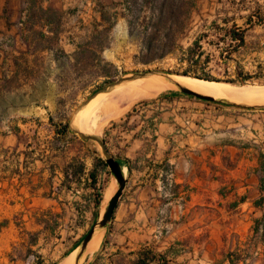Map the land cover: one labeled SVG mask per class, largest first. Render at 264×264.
Segmentation results:
<instances>
[{
	"label": "crops",
	"instance_id": "obj_1",
	"mask_svg": "<svg viewBox=\"0 0 264 264\" xmlns=\"http://www.w3.org/2000/svg\"><path fill=\"white\" fill-rule=\"evenodd\" d=\"M134 7L0 0V264H47L100 214L107 168L49 122L54 79L84 42H117ZM105 137L126 183L85 264H264V109L172 92L132 108Z\"/></svg>",
	"mask_w": 264,
	"mask_h": 264
},
{
	"label": "rangeland",
	"instance_id": "obj_2",
	"mask_svg": "<svg viewBox=\"0 0 264 264\" xmlns=\"http://www.w3.org/2000/svg\"><path fill=\"white\" fill-rule=\"evenodd\" d=\"M193 2L194 6L190 7L188 17L180 14L181 9H177V3L174 4L172 14L169 13L170 11L165 12L161 17L164 27L158 35H141V27L135 29L134 24L128 23L127 28L122 26L124 33L119 31L121 35H116L117 42H113V39L109 42V35H98L90 42H84L71 60L66 58L62 61L61 69L55 75L56 99L55 104L50 107L53 114L49 122L58 126V131L62 134L84 141L89 145V156L99 161L102 160L100 146L93 141H85L78 134L71 132L69 120L75 109L95 92L123 77H131L152 70L183 75L182 72L188 70L190 73L213 77L215 79L213 82L228 83L238 88L264 85V10H261L262 20L258 23L256 18L251 16L254 11L264 5V1L194 0ZM159 6V0L153 2L154 9H150L149 4L144 3L143 0H136V7L133 9V17L130 21L133 22L136 17L147 19L152 16L157 19ZM250 18L252 24L249 22ZM231 31L237 33L244 31L245 43L236 52H231V46L234 44L230 37ZM111 41L112 47H106ZM190 47L193 48V61L196 62H190L185 53ZM108 51L126 57L128 62L118 64L112 61L106 56ZM238 71H243L250 78L241 82L237 78ZM186 76L196 78L193 75ZM226 79L235 82L230 83ZM139 80L142 79L134 80L128 85ZM172 92L174 91H164L154 97L135 101L126 107L124 112L106 121L98 135L92 136L104 141L112 125L118 123L132 108ZM110 93H102L99 96H108ZM64 126H66L65 131H62ZM76 129L78 132L89 130L88 126ZM101 168L105 170L103 166ZM112 179L107 168L105 175L101 174L99 184L101 212L110 201L105 202L104 194ZM99 246L91 257L96 254ZM71 251L54 258L51 262L48 261L47 264H62ZM91 257L82 259L79 256L77 264H85Z\"/></svg>",
	"mask_w": 264,
	"mask_h": 264
},
{
	"label": "bare ground",
	"instance_id": "obj_3",
	"mask_svg": "<svg viewBox=\"0 0 264 264\" xmlns=\"http://www.w3.org/2000/svg\"><path fill=\"white\" fill-rule=\"evenodd\" d=\"M118 30L121 31L122 34L124 33L122 27H119ZM106 56L118 64L120 62H128L126 57H121L120 54L115 52L108 51ZM169 78L177 82L179 85L196 93L211 96L215 99H224L237 103L264 104V85L238 88L228 83L206 81L182 75L172 74L169 75ZM137 79L142 80H139L131 85L128 84L134 80L120 84L119 86H116L112 90L106 92L105 94H108L113 91L108 96L101 97L99 95L102 93L97 94L87 103V107L85 106L74 118L72 127L74 129H83L88 126V132H79L88 135H98L106 121L116 117L119 113L124 112L123 110L135 101L144 98H151L161 92L176 88L174 84L159 75H149L147 77ZM36 114H41V111L37 109ZM121 170L124 172L123 168ZM117 187V183L113 178L109 187L105 190V202H108L112 198L117 190ZM102 236V230L94 233L92 239L87 245V248L80 255L82 259L91 257L94 254L101 243ZM77 255L78 249L72 250L62 264H77Z\"/></svg>",
	"mask_w": 264,
	"mask_h": 264
},
{
	"label": "water",
	"instance_id": "obj_4",
	"mask_svg": "<svg viewBox=\"0 0 264 264\" xmlns=\"http://www.w3.org/2000/svg\"><path fill=\"white\" fill-rule=\"evenodd\" d=\"M149 75L162 76L167 81H169L170 83H172L176 86V88L172 89V91L183 94V95H188V96L197 98L199 100L208 101V102L217 103V104H222V105H226V106L245 108V109H259V110L264 109V104L237 103V102L228 101V100H224V99H215L211 96H206V95L196 93V92H194V91H192L186 87L179 85L177 82H175L171 78H169V75H172L171 73L158 71V70L147 71V72H144L142 74H137V75H134L131 77H123V78L119 79L118 81H116L115 83H112V84L104 87L103 89L98 90L89 99L85 100L73 112V114L69 120V129L71 132L78 134L81 137V139H83L85 141H93L100 146L101 153H102V160L104 161L107 168L109 169L111 176L115 179L118 187H117V190L115 191L114 195L112 196V198L108 202L107 206L103 210V212H101L102 214L100 213L98 215L96 222L92 225V227L89 229V231L83 237V239L80 241V243L74 248V249H78V255H77L78 258L83 253V251L87 248L88 243L90 242V240L92 239V237L96 231L102 230L103 234H104L106 228L108 227V225L112 219L114 210L117 207L119 199L122 196L126 181H125V178H124V175H123V172L121 170L119 163L117 161H115L114 158H112L110 156V154L108 153V151L105 147L104 141L99 139L98 137L88 135V134H85L82 132H78L76 129H74L72 127L73 120L78 115V113L87 105V103L92 98H94L97 94L106 93V92L112 90L114 87L119 86L120 84L135 80L137 78H144V77H147ZM175 75H178V74H175ZM182 76H186V75H182Z\"/></svg>",
	"mask_w": 264,
	"mask_h": 264
},
{
	"label": "trees",
	"instance_id": "obj_5",
	"mask_svg": "<svg viewBox=\"0 0 264 264\" xmlns=\"http://www.w3.org/2000/svg\"><path fill=\"white\" fill-rule=\"evenodd\" d=\"M135 4H136V0H132ZM144 3L149 4V8L150 9H154L153 7V2L158 1V0H143ZM160 1V6H159V17L157 19H154L152 16L150 18L147 19H142V21H139L138 17L135 18V20L132 22L130 21L129 24H134L135 29H139V27H141V35H158V33L161 31V29L164 27V23L162 21V15L167 12L170 11L169 13L172 14L173 8H174V4L177 3V9L180 10L181 9V13L182 16H186L188 17L189 14V9L190 7L194 6V0H159ZM188 8V9H187ZM166 9V10H165ZM184 9V11H183ZM131 12H133V9H131ZM152 14H154V12H152ZM251 16H254L256 18V23L260 22L262 20V18L260 17V13L258 11V9L256 11H254V13H252ZM251 20V19H250ZM170 31V30H169ZM242 33H237L235 31H231L230 32V37H231V41L234 43L231 47H232V51L231 52H236L240 47H242L245 43V38L244 35ZM196 45V43H195ZM185 53L188 55L190 62H196L193 61V48H188L187 51H185ZM183 75H193L194 77L198 78V79H202V80H206V81H213L215 80L213 77L207 76V75H198L196 73H190L188 70H185L182 72ZM237 78L238 80H240L241 82L249 79L250 76L247 74H244L243 71H238L237 73ZM227 82L233 83L235 81L233 80H229L226 79ZM66 126H64V128H62V131H65ZM61 132V131H59ZM99 164L101 166H103L104 168H107L106 164L104 163L103 160H99ZM96 207L99 206L100 204V194L97 195L96 197Z\"/></svg>",
	"mask_w": 264,
	"mask_h": 264
}]
</instances>
